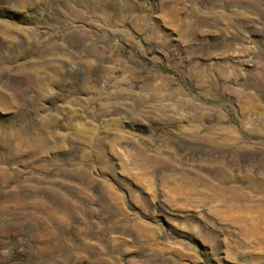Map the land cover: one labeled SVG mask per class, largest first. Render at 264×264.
<instances>
[{
  "label": "rangeland",
  "instance_id": "374dc122",
  "mask_svg": "<svg viewBox=\"0 0 264 264\" xmlns=\"http://www.w3.org/2000/svg\"><path fill=\"white\" fill-rule=\"evenodd\" d=\"M0 264H264V0H0Z\"/></svg>",
  "mask_w": 264,
  "mask_h": 264
}]
</instances>
